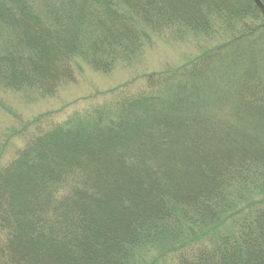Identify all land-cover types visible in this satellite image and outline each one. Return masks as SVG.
<instances>
[{
	"label": "trees",
	"instance_id": "obj_1",
	"mask_svg": "<svg viewBox=\"0 0 264 264\" xmlns=\"http://www.w3.org/2000/svg\"><path fill=\"white\" fill-rule=\"evenodd\" d=\"M144 27L222 39L135 90L26 122L0 165V264H264V16L252 0H0V86L47 96L81 64L130 65Z\"/></svg>",
	"mask_w": 264,
	"mask_h": 264
},
{
	"label": "rangeland",
	"instance_id": "obj_2",
	"mask_svg": "<svg viewBox=\"0 0 264 264\" xmlns=\"http://www.w3.org/2000/svg\"><path fill=\"white\" fill-rule=\"evenodd\" d=\"M212 27L208 32L226 31L224 27ZM143 29L149 33L141 43L142 56L130 65L119 62L104 74L81 64V71L73 81L62 84L54 94L47 96L0 86V165L7 163L22 146L23 137H19L18 132L26 122L44 115L52 121H61L71 111L85 106L89 97L123 84L135 90L142 86L144 74L179 66L222 39L220 35L217 38L193 36L184 29L175 30L176 33L162 28Z\"/></svg>",
	"mask_w": 264,
	"mask_h": 264
},
{
	"label": "water",
	"instance_id": "obj_3",
	"mask_svg": "<svg viewBox=\"0 0 264 264\" xmlns=\"http://www.w3.org/2000/svg\"><path fill=\"white\" fill-rule=\"evenodd\" d=\"M253 2L258 7L260 12L264 15V4L261 2V0H253Z\"/></svg>",
	"mask_w": 264,
	"mask_h": 264
}]
</instances>
